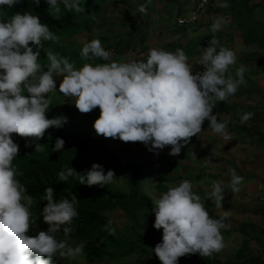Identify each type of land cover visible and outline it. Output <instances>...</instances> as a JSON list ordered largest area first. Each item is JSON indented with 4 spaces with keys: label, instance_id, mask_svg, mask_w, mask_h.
I'll use <instances>...</instances> for the list:
<instances>
[{
    "label": "clouds",
    "instance_id": "1",
    "mask_svg": "<svg viewBox=\"0 0 264 264\" xmlns=\"http://www.w3.org/2000/svg\"><path fill=\"white\" fill-rule=\"evenodd\" d=\"M20 3L21 0H0V264H55L58 255L76 260L84 254L85 242L74 246L69 243L73 220L79 217L78 197L72 193L71 199L64 197L58 201L54 188L46 187L41 197L47 201L42 216L49 227L31 234L36 224L31 210L34 197L28 194L26 185L18 178L22 173L13 164L19 151L13 134L33 137L25 146L34 143L35 151H43L38 141L45 131L69 122L66 115L48 118L50 94L58 91L65 97H75L74 104L82 113L99 106L100 114L94 121L98 135L143 142L157 155L171 145L169 154L178 156L182 147L202 131L206 119L210 122L208 129L226 141L231 140L227 123L217 119L213 108L217 101H226L246 83L245 67L237 68L233 76L230 68L236 64L237 53L220 46L216 36L201 49L195 63L203 65L204 70L195 74L194 64L190 63L194 61L182 48L168 51L152 47L146 59L84 63L80 68L68 57L49 50V63L45 66L38 62L40 49L45 41L58 43L59 37L36 14L15 12L5 18V10ZM45 3L48 10L56 13L61 12V5L68 12L84 10L81 0ZM220 6L227 8V0H222ZM139 10L146 13L147 3L141 4ZM227 22L226 17H217L211 31H220ZM80 55L86 61H108L112 53L99 38H93L84 44ZM57 77H62L59 90ZM253 115L245 113L241 120L247 121ZM65 143L57 137L52 151L64 149ZM230 171L232 193H238L244 177L236 169ZM73 175L88 186H105L116 177L114 170L105 174L103 165L93 163L84 174L65 165L58 179L65 181ZM224 194L222 182L213 181L207 196L218 209H223ZM153 211L154 227L163 229V239L152 251L162 264H179L180 257L193 253L212 256L226 246L221 229L228 226L224 221L231 210L223 209L219 219L210 216L205 201L187 179L161 193ZM108 230L115 233L114 228Z\"/></svg>",
    "mask_w": 264,
    "mask_h": 264
},
{
    "label": "trees",
    "instance_id": "2",
    "mask_svg": "<svg viewBox=\"0 0 264 264\" xmlns=\"http://www.w3.org/2000/svg\"><path fill=\"white\" fill-rule=\"evenodd\" d=\"M111 0H81V12H68L61 5V12L56 13L49 9L45 0H40L37 5L36 0H21L20 4L13 8L5 10V18L15 14V12H30L38 15L42 22L47 23L50 29L59 37V42L45 41L44 48L40 49L41 57L38 62L47 65L49 61L46 58V52L52 50L66 56L70 61L75 62L76 67L80 68L84 63H106L113 60L119 61L120 55L113 60L104 61L102 59L85 60L81 57L80 52L84 45L74 42L69 45V41L76 40L83 34L94 31V28L102 23L104 12L108 9L107 4ZM147 5L149 0H143ZM202 1V0H201ZM209 3L220 5L222 0H208ZM228 7L215 8L214 11H222L225 15L232 17L233 23L236 24L242 33L243 41L246 45H257L264 50V22L256 18V11L264 9V0H227ZM51 13H50V12ZM54 16H59L56 18ZM132 25V33H120L114 31L113 34H100L99 39L108 50H115L120 54L134 51L136 38L140 34V24L138 19L129 18L122 24V28ZM177 34L186 35L187 26H181L175 29ZM219 41L221 34L215 35ZM209 36L196 38L188 41L186 46L175 45L173 43L165 46V50L172 51L182 48L189 59H194L201 54V49L209 46L206 42ZM141 42L146 43L142 38ZM56 48V50H55ZM35 50V49H34ZM238 62L256 64L264 70V60L255 57L237 58ZM62 79L58 77L57 80ZM59 90V88L57 87ZM51 95L50 111L47 113L48 118H54L66 115L69 122L62 127H49L45 135L38 142L42 143L43 151H35L34 143L26 147V141H33V137H22L13 134V139L19 144L18 156L13 160L17 167L18 178L27 187L28 194L34 197L32 212L36 224L33 226V235L38 231H46L49 225L43 220L42 210L47 201H42L41 197L45 194L44 189L52 186L55 190L54 198L58 201L64 197L71 199L72 193L78 197L79 217L74 218L71 233L70 244L73 246L80 242H85L84 254L82 257L88 264H113L119 263L125 259L131 258L138 253L150 257L147 264H162L156 254L152 251L158 242H162L163 229H156L154 222L156 219L155 201L153 197L143 191L142 181L146 175L145 166L139 162L134 154L129 150L119 152L114 146L107 143L104 139L95 134L85 131L84 128L76 121L80 112L75 104L64 106L62 104L65 96L60 92H54ZM90 113V112H88ZM97 119L100 114L99 106L92 110ZM59 137L65 140L64 149L53 152L52 148L55 139ZM139 144L143 142L137 141ZM145 145V144H144ZM171 145L165 146L164 149H171ZM186 149V145L183 146ZM97 159L101 165L108 167L122 178V186L117 187L113 183L105 186L81 184L78 176H70L65 181L58 179V173L65 165H71L77 172L84 174L82 163L84 160ZM163 184L158 185V189L163 192L169 188L165 183L172 180L163 175ZM116 211H122L125 217L132 222L129 231L125 235L115 230L111 233L108 228H114L109 215ZM108 226L106 228L105 226ZM62 231V230H61ZM248 243L246 244L247 247ZM245 251L241 252L242 264H264L261 257L246 258ZM239 259V257L237 258ZM180 264H223L214 256H201L199 253L187 254L179 258ZM55 264H77L74 260L67 257L55 259ZM238 264V263H236Z\"/></svg>",
    "mask_w": 264,
    "mask_h": 264
},
{
    "label": "crops",
    "instance_id": "3",
    "mask_svg": "<svg viewBox=\"0 0 264 264\" xmlns=\"http://www.w3.org/2000/svg\"><path fill=\"white\" fill-rule=\"evenodd\" d=\"M212 11L215 18L211 23L193 32L187 28L181 44L168 42L166 45L186 46L188 41L206 36H209L206 42L210 43L212 36L221 34L220 46L233 49L237 58L252 56L264 60V50L244 43L242 33L230 15H225L223 10ZM221 16L228 22L220 31L213 33L211 25ZM256 18L264 22V9L256 11ZM200 55L191 59L194 61L190 62L194 64L193 74L204 70L203 65L195 63ZM240 66L245 67L246 83L226 101H217L213 108V114H218L217 119L227 123L231 140L226 141L208 129L210 122L206 119L202 131L191 138L186 149L182 147L178 156L170 155L169 149H163L159 151L158 164H152L159 169L160 176L165 175L172 180L169 183L177 185L185 179L191 181L194 191L205 201V207L213 218L219 219L223 209L231 210V215L224 221L228 226L221 229L226 246L212 255L221 259L223 264H242V251H245L246 258L264 259V70L256 64L236 61L230 68L233 76ZM245 113L254 115L242 121ZM166 169L170 175L165 174ZM231 169H236L244 177L238 193H232ZM213 181L222 182L225 189L223 209H218L215 202L208 199Z\"/></svg>",
    "mask_w": 264,
    "mask_h": 264
},
{
    "label": "rangeland",
    "instance_id": "4",
    "mask_svg": "<svg viewBox=\"0 0 264 264\" xmlns=\"http://www.w3.org/2000/svg\"><path fill=\"white\" fill-rule=\"evenodd\" d=\"M141 4H145V2L143 0L109 1L107 4L108 9L104 12L102 23H99L91 33L83 34L76 40L69 41V45H73L74 42H79L84 45L93 38H99V35L103 33L113 34L114 31L123 34L132 33L134 29L131 24L125 28H122V24L125 20L134 17L138 19L141 31L136 38L134 51L128 52V54L125 52L120 54L115 50H110L112 55L110 56L109 61L113 60V58L118 55L121 57L119 61H139L141 59H146L148 51L152 47L163 48L168 42L181 44L185 36L183 34L175 33V29L181 26L179 25V20H191L193 13L197 12L201 5L203 6L198 12V20L194 23L188 22L186 24L191 32L200 29L201 26L206 25L208 22L211 23L215 18L212 10L215 8H221L219 4L214 5L209 2L206 4L203 0H150L147 5V12L141 13L139 10ZM142 38L146 39L145 44L141 42ZM103 46L108 50L106 45L103 44ZM60 82L61 79L57 80L58 88ZM75 99V97H65L62 100V104L64 106L74 105ZM94 116L95 113L91 112L81 113L76 117V121L85 131H89L104 139L107 143L114 146L120 153L124 150H129L134 154V157L145 166L146 170V175L142 181L143 191L153 197L156 202L159 199L160 194L163 193L162 190L158 189V185L163 184L162 176L159 174V169L152 165L155 163L158 164L159 154L157 155L155 152L149 151L148 147L144 144L131 141L125 142L118 138L104 137L102 134L98 135L94 128V121L96 120ZM93 163L100 164L97 159L84 160L82 163V170L84 172L85 170H90ZM104 168L106 174L110 168L108 165H105ZM168 172L169 170H167L165 174H169ZM122 182V178L116 174L114 182L112 183L115 186L120 187L122 186ZM175 185L176 183H167L165 186L173 187ZM109 217L114 229L122 235H125L127 231H129V227L132 226V222L125 217L122 211L113 212ZM149 259L150 257L147 255L138 253L131 258L113 264H147ZM217 259L222 261L219 258ZM74 261L77 264H88L83 258H77Z\"/></svg>",
    "mask_w": 264,
    "mask_h": 264
},
{
    "label": "built area",
    "instance_id": "5",
    "mask_svg": "<svg viewBox=\"0 0 264 264\" xmlns=\"http://www.w3.org/2000/svg\"><path fill=\"white\" fill-rule=\"evenodd\" d=\"M203 1H204L206 4H208V0H203ZM202 6H203V5H201V6L198 8L197 12H194V13H193L191 20H180V21H179V24H180V25H185V24L188 23V22H192V23L196 22V21L198 20V12H199L200 9L202 8Z\"/></svg>",
    "mask_w": 264,
    "mask_h": 264
}]
</instances>
